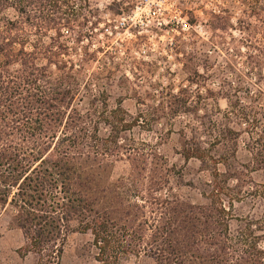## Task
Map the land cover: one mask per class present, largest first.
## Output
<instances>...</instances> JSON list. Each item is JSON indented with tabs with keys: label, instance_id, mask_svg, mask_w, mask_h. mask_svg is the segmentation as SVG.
Returning a JSON list of instances; mask_svg holds the SVG:
<instances>
[{
	"label": "trees",
	"instance_id": "1",
	"mask_svg": "<svg viewBox=\"0 0 264 264\" xmlns=\"http://www.w3.org/2000/svg\"><path fill=\"white\" fill-rule=\"evenodd\" d=\"M87 1L0 0V14H14L0 27V208H9L22 235L19 256L60 264L67 235L79 233L91 238L96 264H125L141 252L156 264H264V112L255 110L256 98L247 96L251 106L242 107L221 85L224 112L189 106L185 90L167 91L155 107L149 95L137 99L150 110L135 115L122 108L123 99L110 108L100 84L89 95L65 59L63 32L74 33L76 43L84 39ZM83 99L84 111L77 108ZM181 115L198 122L189 137L180 130L177 154L198 163L205 203L176 193L171 178L182 175L161 144L132 138L134 129L152 132ZM231 116L241 132L231 128ZM243 135L249 160L239 172L234 161ZM122 160L127 174L110 180ZM243 172L261 173L263 181ZM257 205L260 217L244 213Z\"/></svg>",
	"mask_w": 264,
	"mask_h": 264
},
{
	"label": "rangeland",
	"instance_id": "2",
	"mask_svg": "<svg viewBox=\"0 0 264 264\" xmlns=\"http://www.w3.org/2000/svg\"><path fill=\"white\" fill-rule=\"evenodd\" d=\"M155 1L159 3L155 9L170 24L157 27L146 16L148 7L142 8L139 14L136 11L138 0H88L90 11L87 9L89 14L85 12L84 39L76 43L74 33L63 32L69 48V56L65 59L80 71L82 83L89 85L88 93L92 90L89 95L99 92L97 86L100 84V89L108 96L110 108L116 106L118 99H123L122 108L135 115L138 110H150L149 106L138 105L135 100H146L149 95L152 97L149 104L153 103L155 107L167 91L176 94L185 90L190 96L189 106L199 107L200 104V108L206 106L207 111L215 108L224 112L227 103L217 95L224 85L231 101L238 99L246 108L251 106L247 96L256 98L255 110L261 112L262 107L264 112V0ZM112 2L115 6L110 9ZM3 16L10 20L14 18L10 11L0 14V27ZM121 19H125L123 26H120ZM174 19L183 20L189 28L177 30ZM97 80L101 82L97 83ZM87 91L83 93L87 94ZM86 104L87 99H83L77 108L84 111ZM198 112L199 115L203 113L202 110ZM230 118L231 128L241 132L243 125H239L233 116ZM197 123L191 116L181 115L168 124L159 122L152 132L139 129L132 132L136 142L161 144L160 152L182 175L181 179L171 178L174 190L194 204L205 203L199 192L203 189L200 186L204 183V175L197 162L185 164L177 153L183 140L180 130L189 137L188 128ZM104 132L101 130L102 134ZM239 138L234 166L241 172L249 155L244 148L245 135ZM128 169L125 160L115 162L110 180L125 176ZM243 174L256 184L263 181L261 173ZM257 206L250 210L246 208L244 213L260 217L261 206ZM10 216L8 207L0 208V264H35L34 256H19L23 239L20 231L12 227ZM90 243L88 235L68 234L60 264H96ZM125 264L156 263L141 252Z\"/></svg>",
	"mask_w": 264,
	"mask_h": 264
},
{
	"label": "built area",
	"instance_id": "3",
	"mask_svg": "<svg viewBox=\"0 0 264 264\" xmlns=\"http://www.w3.org/2000/svg\"><path fill=\"white\" fill-rule=\"evenodd\" d=\"M148 7L149 12L147 13V18L149 17L150 21L155 23L157 27L166 26L170 24L169 20H166L162 17V14H159V10H156V7H159V3L155 0H138L136 11L141 13L142 8ZM148 21V22H150ZM125 19H121L120 26H123ZM173 23L176 25V29L179 31H185L189 28L188 24L181 19H174Z\"/></svg>",
	"mask_w": 264,
	"mask_h": 264
}]
</instances>
